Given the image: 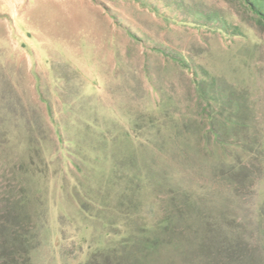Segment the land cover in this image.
Segmentation results:
<instances>
[{
	"label": "rangeland",
	"instance_id": "rangeland-1",
	"mask_svg": "<svg viewBox=\"0 0 264 264\" xmlns=\"http://www.w3.org/2000/svg\"><path fill=\"white\" fill-rule=\"evenodd\" d=\"M176 1L0 0V216L6 223L15 215L29 224L44 221L40 230L32 227L35 245L28 262L10 264L126 263L125 250L108 259L99 251L95 242L101 230L93 220H82L88 213L73 198L80 201L86 194L131 207L124 186L130 173H143L142 163L132 158L143 157L136 142L158 143L173 123L176 138L200 141L201 154L195 160L175 142L165 143L158 154L142 149L147 169L159 164V174L171 171L154 191L149 188V199L145 194L132 205L138 213L130 212L147 216L148 210L156 217L168 207L183 218L168 231L169 251L136 249L145 255L140 264L199 263L194 240L204 223L205 242L237 240L251 257L256 252L257 261L245 264H264V26L236 0H183L182 9ZM190 2L231 13L243 37L206 25L198 29L204 19L192 17ZM163 15L185 22H167ZM181 56L200 72L213 69L214 92L240 101L237 110H228H234L232 128L213 124L219 140L235 144L227 149L235 162L215 168L201 158L212 155L202 140L211 135L207 114L217 116L216 104L203 101L199 105L206 109L198 106L193 114L198 96ZM160 123L166 127L161 133ZM126 132L136 137V145L126 140ZM126 168L131 171L125 178ZM192 182L205 194L189 206L178 195ZM21 188L27 198L18 208ZM165 188L172 202L164 201ZM84 206L100 210L89 202ZM196 217L201 228L190 221ZM214 249L209 264L217 259Z\"/></svg>",
	"mask_w": 264,
	"mask_h": 264
},
{
	"label": "trees",
	"instance_id": "trees-1",
	"mask_svg": "<svg viewBox=\"0 0 264 264\" xmlns=\"http://www.w3.org/2000/svg\"><path fill=\"white\" fill-rule=\"evenodd\" d=\"M225 1V0H221ZM243 8L248 9L251 12V18L260 25L264 26V10L260 8V4L262 5L264 0H236ZM183 0H179L175 2L176 8H183ZM193 3L190 2V5L187 6V9L193 13V18L199 20L200 18H203V22H200L198 25H196L199 28H202L201 26H205L219 32V34L222 35H228L229 37H236L240 36L243 37L244 32L241 28L240 23L235 22L231 19V13H228L226 11H220L218 9H208V10H202L199 7L194 8ZM158 15H161L159 12H157ZM164 19L167 22H175V23H181L184 24L185 20H178L176 18H167L164 16ZM168 19V20H167ZM212 23V24H210ZM216 23L219 26H215ZM210 24V25H208ZM181 61L185 62L186 68L188 70H191L192 77L191 81L194 85V88L197 92V98L195 107L196 110L193 111L194 113H199L198 106L200 108L203 105H199V103H202L203 101H208V103L212 100L213 103L216 104V117H214L211 114H207V119L210 122L208 130L211 132L210 136H207L206 139H203L202 142H204V146L207 145L208 152H211L212 155H204L201 156V158H204L206 162H208L211 165L215 166L217 168L220 163H223V161L227 164H230L231 162H235L232 158L229 156L231 155L229 152H227L228 147H233L235 144L233 142H227L225 140H219L218 132L213 128L214 122H217L221 127L227 126L232 128V124L235 123L234 119H231L232 112L234 110H237L241 103L240 101H236L235 99L229 98V93L226 98V94H221L220 92H214L213 85L216 81V73L215 71L204 69L201 72L197 67L191 64H188V62L185 61V57L181 56ZM188 61V60H187ZM195 71V73H194ZM199 74H202L201 77H199ZM199 77V78H198ZM231 96L236 95L235 91L230 92ZM204 103V102H203ZM204 110L206 109L205 105L202 107ZM229 108H234V110L230 113H228ZM217 118V120H216ZM207 120V121H208ZM158 123H153L152 125L157 126ZM173 127L171 124L167 126V131L164 133H161L162 130H165L166 127H164L163 123L159 124V129L157 128V131L160 134L161 141L155 144L151 141L144 142L143 140L135 141L136 137L133 138L129 133L126 134L127 141L131 144L136 145L139 149V152L141 153L142 160L141 162L138 161V158L135 159V163H142L140 167H142V172H133L130 173L129 178V184H126L125 191L126 196L129 199V204L131 207H127L123 209V206H119L116 202L115 205H110L111 202L104 203L100 198H94V196L88 197L86 194L83 196V200L80 199V201H76L74 199L75 205H78L80 208L79 210H82L88 214H85L84 218L82 220L90 219L94 221V226H96L97 229H100L101 231L98 233L99 238H97V241L95 242L97 248L99 251H101L106 257L111 258L113 257L115 251L117 249L125 250L124 253L128 255V259L126 263L121 264H140V261H145L142 259L145 255L141 254V251H137L136 249L144 250L146 252L147 250H150V253L157 251L158 248L163 247L165 250L169 251L168 248L172 246V244L167 243L165 244L164 241H169L170 233L168 231H174L176 227V220H182L181 215H176L175 210L167 208L164 209V214H160V210H158V214L156 217H151V212L149 214L147 210V216H143L144 214L140 213L141 215L137 214L134 215L132 212L136 211V206L132 205H138L142 198V196H146V199L150 198L151 191H154L157 187L160 186L161 182H165L168 179V175H170V171L166 173V170L164 169L159 174V168L160 165H156V168H153L151 171V168H146L145 165L147 163L145 161V153L142 154V149H150L152 151L159 150L164 147V144L167 143L171 145L173 142L177 143L178 146H183L187 148V151L190 152L192 156L195 157V160H199V154L201 152H197V147L200 145V141L190 139V140H184L183 138H176L177 136V126ZM158 127V126H157ZM158 133V134H159ZM170 134V135H169ZM197 135V134H196ZM159 136V135H158ZM199 140V139H198ZM135 141V142H133ZM156 154H158V151H156ZM210 156L211 158L206 159L207 156ZM145 158V160H144ZM144 162L146 164H144ZM233 168V167H232ZM130 168H126L124 170V173H122V176L126 178L125 172H130ZM121 171H119L120 173ZM84 175L88 176V173L85 171L83 173ZM121 176V177H122ZM122 177V179L125 181V179ZM126 179V180H127ZM122 181V180H117ZM123 181V182H124ZM143 181L145 183H143ZM179 181V180H178ZM181 182V181H180ZM179 182V183H180ZM198 183V182H197ZM195 182H192V185H186L185 187L179 188L180 197H182L181 201L184 204H189V206H194L200 201V194L204 195L205 191L203 189L199 190V187L196 186ZM117 184V183H116ZM140 184L144 186L142 190L140 189ZM144 184V185H143ZM133 186V187H132ZM132 187V188H129ZM165 187V184H164ZM131 189V190H130ZM168 188H165V197L164 201L166 202H172L173 196L171 193L167 192ZM171 190V187L169 188V192ZM140 197V199L137 200ZM88 197V198H87ZM25 190L24 188H21L20 195L15 200L14 205L19 208L25 203ZM121 198V197H120ZM119 198V199H120ZM198 200V201H196ZM133 201V202H132ZM157 200L151 201L152 204H154ZM91 203L95 208L100 209L99 212L93 211H87L84 204L85 203ZM187 202V203H186ZM10 208H8L9 210ZM194 207L192 208V210ZM134 210V211H133ZM132 211V212H130ZM114 213V214H113ZM116 213V214H115ZM113 214V215H112ZM2 217L3 215L0 214ZM118 216V219H115V216ZM0 216V264H10L14 263L18 259L25 260L28 262L29 254L32 252V249L34 248L35 242L33 243L32 235H33V228L34 224H29V221H23L20 216L15 215L11 216L13 218L10 220L11 222L6 223L7 221H4V219ZM159 216V217H158ZM25 217V216H23ZM109 217H112L109 218ZM7 219V218H6ZM30 219V218H29ZM115 220V221H112ZM197 220V221H195ZM195 220L190 219L191 222H193V227L198 226V228H201L200 220L196 217ZM4 221V223H3ZM36 229L42 227L44 221L42 219H36ZM87 221V220H86ZM98 224V225H97ZM34 225V226H33ZM216 226V225H215ZM33 227V228H32ZM208 227H206V223H204V226H202V230L206 231ZM213 228V227H212ZM37 229V230H38ZM202 230L200 231V237L199 239L196 237L195 242L198 245V250L201 252V259L198 261L197 264H209L208 260H211L210 253L211 247L213 246L215 249L213 250V253L217 259L214 260L213 264H245L246 260L250 259V263L256 262L257 258L254 256L256 254L255 251H251L253 254V257L250 256V253L243 250V247L239 244L237 240L232 239L227 240L226 237L224 239H218L214 240L213 244H209L203 240L202 236ZM241 241V240H240ZM222 245V246H220ZM27 256L25 257L24 255ZM222 255V257H221ZM124 256V255H123ZM219 256V258H218ZM131 257V259L129 258ZM220 260V261H219ZM196 264V263H195Z\"/></svg>",
	"mask_w": 264,
	"mask_h": 264
},
{
	"label": "crops",
	"instance_id": "crops-1",
	"mask_svg": "<svg viewBox=\"0 0 264 264\" xmlns=\"http://www.w3.org/2000/svg\"><path fill=\"white\" fill-rule=\"evenodd\" d=\"M42 99V98H41ZM43 100H45V99H43ZM42 101V100H41Z\"/></svg>",
	"mask_w": 264,
	"mask_h": 264
}]
</instances>
